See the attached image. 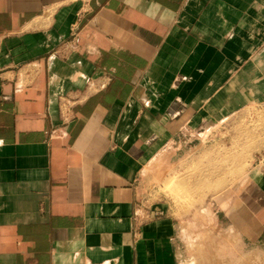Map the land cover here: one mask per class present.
<instances>
[{"label":"crops","instance_id":"1","mask_svg":"<svg viewBox=\"0 0 264 264\" xmlns=\"http://www.w3.org/2000/svg\"><path fill=\"white\" fill-rule=\"evenodd\" d=\"M262 124L264 0H0V264H182L143 168ZM248 151L209 205L264 246V144Z\"/></svg>","mask_w":264,"mask_h":264},{"label":"rangeland","instance_id":"2","mask_svg":"<svg viewBox=\"0 0 264 264\" xmlns=\"http://www.w3.org/2000/svg\"><path fill=\"white\" fill-rule=\"evenodd\" d=\"M226 128L223 131L228 132ZM244 128L236 127V138L246 141L237 140L227 146L210 134L202 142H190L184 155L168 160L164 152L158 161L148 163L138 177L144 212L149 208L163 213L169 210L179 219L182 264H264V246L244 244L236 230L213 219L209 205L211 196L252 164L254 159L248 156V150L264 144V127ZM188 224H194L197 230L183 233Z\"/></svg>","mask_w":264,"mask_h":264},{"label":"bare ground","instance_id":"3","mask_svg":"<svg viewBox=\"0 0 264 264\" xmlns=\"http://www.w3.org/2000/svg\"><path fill=\"white\" fill-rule=\"evenodd\" d=\"M263 125V124H262ZM262 141V143L264 142V138H263V140H261ZM157 160V159H156Z\"/></svg>","mask_w":264,"mask_h":264}]
</instances>
